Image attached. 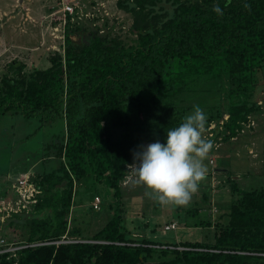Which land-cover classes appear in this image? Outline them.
<instances>
[{
  "label": "trees",
  "instance_id": "16d2710c",
  "mask_svg": "<svg viewBox=\"0 0 264 264\" xmlns=\"http://www.w3.org/2000/svg\"><path fill=\"white\" fill-rule=\"evenodd\" d=\"M216 5L223 15L213 11ZM118 6L134 15L135 45L96 36L75 46L70 22L64 54L54 52L48 68L25 75L26 65L15 61L13 75L1 80L0 117L21 115L39 122V129L59 120L63 130L58 143L48 145L57 150L59 167L37 173L33 182L41 195L31 211L9 222L27 235L17 245L47 244L16 257L2 254L0 264H264V187L244 191L233 184L238 196L227 214L188 224L213 228V240L201 242L159 237L156 223L151 238L134 234L123 195L132 150L156 139L165 143L166 132L194 106L206 114L207 128L229 115L224 141L263 113L256 91L264 73V0H119ZM214 97L217 105L210 102ZM85 180L91 200L100 195L98 187L109 192L102 202L108 220L91 237L69 221L75 186ZM12 183L13 195L3 196L7 187L0 198H15ZM210 192L203 196L207 203ZM63 237L80 242L58 244Z\"/></svg>",
  "mask_w": 264,
  "mask_h": 264
},
{
  "label": "rangeland",
  "instance_id": "374dc122",
  "mask_svg": "<svg viewBox=\"0 0 264 264\" xmlns=\"http://www.w3.org/2000/svg\"><path fill=\"white\" fill-rule=\"evenodd\" d=\"M118 1L82 0L80 6H83L85 13L92 14L98 9L99 11L95 13L94 19H84L72 24L71 29L74 28L70 33L72 43L75 46L88 45L94 37L106 36L111 43H120L124 47L135 45L138 42L139 34L134 29V15L120 9ZM60 2L61 0H26L21 7H18V11L15 14H12L15 6L9 7L7 16H15L16 28L18 24H22L23 27L30 26L31 29L26 30V39H23V42L21 41L26 49L19 53L7 51L0 56V83L5 74L13 75L10 72L13 66H10V64L15 61L26 65L24 69L25 75H29L36 68L46 69L50 66L49 58L57 51H50L48 46L40 47L37 39L39 26L28 20L27 10H29L28 12L31 13L35 20H38L43 15L45 16L44 13L47 11V6L48 8L55 6V9H57ZM14 4L17 5L15 1ZM8 25L11 26V23ZM9 30L16 37L14 25ZM32 36H34V39H31ZM3 37L6 38V35H3ZM61 44L62 40L55 38L47 41V45H56L58 49ZM37 46L38 48L40 47L39 50H31ZM256 99L259 100L263 113L254 115L252 117V126L246 127L245 131H242L237 138L224 141V137L229 134L224 127L229 115L225 114L220 119L221 124L220 122L211 123L214 126L213 129H210L211 126L206 127L205 135L213 144H217V151L212 149L205 160L204 163L208 169L206 179L200 183L197 193L193 195L191 202L187 206H162L155 199L145 195V192L149 190L143 185L123 184L125 188L123 195L126 222L134 234L146 233L147 237L151 238V229L156 223L159 228L156 234L159 237L166 239L175 238L180 241L201 242L208 241V239L212 241L213 228H194L188 224L192 225L198 220L216 222L219 215L227 214L232 199L238 196L232 192L231 187L233 184L244 191L264 187V73L258 76ZM211 101L214 105H217L218 98L214 97ZM38 126H40L39 122L25 119L21 115L0 117L1 190L4 191L8 187V183L19 176L26 175L31 181H34L37 178V173L43 174L45 171H51L59 167L60 161L56 157L57 150L55 151V148L50 150L48 145L58 143L55 139L62 134L63 127L61 122L58 120L54 124L44 126L43 129H39ZM210 134H213V137ZM216 135L219 138L215 140ZM212 161L214 167L211 164ZM23 167L29 169L24 172L25 174L19 172ZM83 183L85 184L75 186V203L69 221L71 228L73 226L78 227L84 235L91 237L104 227L108 220V215L103 213L102 204L100 211L94 212L92 210L94 200L90 199V193L86 187L88 181L85 180ZM209 187L211 192L208 189ZM96 191H99L100 195L98 197H100L102 202L105 199H109V192L106 187H98ZM206 192L211 194L208 200L210 202L208 203L203 198ZM5 194L13 195L9 187L7 192L3 193V196ZM197 209L201 210L197 215H188L190 214L188 212L197 211ZM31 210L32 208L28 207L21 214L26 215ZM10 221L11 218L7 221L5 233H1V235L9 244L23 241L27 235L21 234L20 230L11 227ZM15 222H18V220H15ZM170 223H176L177 229L166 231L165 226ZM61 242H80V240L69 241L62 239ZM39 244L42 243L40 242Z\"/></svg>",
  "mask_w": 264,
  "mask_h": 264
},
{
  "label": "clouds",
  "instance_id": "9594fccd",
  "mask_svg": "<svg viewBox=\"0 0 264 264\" xmlns=\"http://www.w3.org/2000/svg\"><path fill=\"white\" fill-rule=\"evenodd\" d=\"M213 11L223 15L219 5ZM207 116L199 105L177 127L166 132V142L156 139L132 150L126 183L143 185L145 195L162 206H187L206 179L205 160L213 142L205 136ZM84 242V241H82ZM86 242V241H85Z\"/></svg>",
  "mask_w": 264,
  "mask_h": 264
},
{
  "label": "built area",
  "instance_id": "2783aa9c",
  "mask_svg": "<svg viewBox=\"0 0 264 264\" xmlns=\"http://www.w3.org/2000/svg\"><path fill=\"white\" fill-rule=\"evenodd\" d=\"M81 1L82 0H72V1L61 0V2L59 3V8L55 9V6L49 7L50 13L46 15L44 20L50 24V27H52L51 36L55 39L62 40V44L60 45L59 49L56 47V45H52L49 48L50 51H57L64 54L65 49L63 48V46L65 44L66 30L68 24L70 22L71 24H74L75 22L77 23L84 19L86 20L94 19L95 13H98L99 9L92 14L85 13L83 10V6H80ZM221 123L222 122H220V124ZM212 124L210 125L211 126L210 129H213L214 127ZM210 136L213 137V134H210ZM216 146L217 144H214L213 147L214 150H216L217 148ZM211 164L214 167L213 161L211 162ZM13 189L15 192V198H8V199L0 198V233L3 234L5 233L3 224L6 223V220L9 219L14 214L22 213L32 204H35L37 202V197L42 193L41 189L33 181H31L28 176L26 178L19 179L13 185ZM101 204H102V200L100 199V197L97 196L94 199L92 206L95 211H100ZM175 229H177L176 223L166 224L165 226L166 231H171ZM63 239H65V237H63ZM66 243H71V242H66ZM45 244L47 243H42V244L35 243L31 245L9 244L5 238L0 237V255L11 253L13 257H16L17 251L21 249L41 246ZM58 244H60V242H58Z\"/></svg>",
  "mask_w": 264,
  "mask_h": 264
},
{
  "label": "crops",
  "instance_id": "0c3cea01",
  "mask_svg": "<svg viewBox=\"0 0 264 264\" xmlns=\"http://www.w3.org/2000/svg\"><path fill=\"white\" fill-rule=\"evenodd\" d=\"M14 1L17 3V5L14 4ZM25 1L26 0H0V56L2 54L6 53L7 51H9V52L15 51V52L19 53L22 50L26 49L24 47L25 46L24 43H22L23 42L22 40L26 39L25 38L26 33H27L26 30L31 29V27L30 26H28V27L24 26L23 27L22 24H18L17 28H16V19H14L15 16L14 15H11L10 17L7 16L8 15V9L10 6L11 7L15 6V10H13L14 12L12 13V14H15L18 11V7H21ZM28 11L29 10H27L28 20H31L32 23H36V25L39 26L38 32H37V34H38L37 39L39 40L40 47L48 46L50 48L52 45H47V41L49 39L53 38L51 36V31H52L51 28L52 27H50V24L44 20L46 17V14L48 15L50 13L48 6H47V11L44 13L45 16L43 15V17L39 18L38 20H35L31 16V13ZM11 19H13V20H11ZM4 20H6V21H4ZM9 23H11V26L8 25ZM13 25H14V30H16V37L12 33H10L11 30H9V28H11ZM4 29H6V30H4ZM3 35H6V38H4ZM7 35H9V36H7ZM33 35H34V33H33ZM33 37L34 36H32L31 39H34ZM39 48L37 46L31 50L36 51V50H39ZM26 177H27L26 175L21 176V177L19 176L17 179L14 180L15 182L13 181L11 188H13V185L19 179L26 178Z\"/></svg>",
  "mask_w": 264,
  "mask_h": 264
},
{
  "label": "water",
  "instance_id": "95a60500",
  "mask_svg": "<svg viewBox=\"0 0 264 264\" xmlns=\"http://www.w3.org/2000/svg\"><path fill=\"white\" fill-rule=\"evenodd\" d=\"M85 242V241H84Z\"/></svg>",
  "mask_w": 264,
  "mask_h": 264
}]
</instances>
